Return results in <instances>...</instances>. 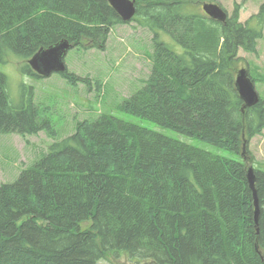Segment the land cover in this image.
I'll return each instance as SVG.
<instances>
[{"label": "trees", "instance_id": "1", "mask_svg": "<svg viewBox=\"0 0 264 264\" xmlns=\"http://www.w3.org/2000/svg\"><path fill=\"white\" fill-rule=\"evenodd\" d=\"M130 1L135 15L123 22L107 0H0V62L12 54L23 74L41 79L27 64L40 49L66 41L104 51L115 27L135 22L152 35L151 69L119 111L237 158L103 114L77 122L0 184V264H99L122 255L131 264H264V167L249 151L264 131V99L245 107L235 89L242 69L253 84L264 82L238 55L257 54L264 2L240 23L238 4L219 22L200 12L214 0ZM59 75L89 84L67 69ZM30 91L13 108L0 72V134L54 139Z\"/></svg>", "mask_w": 264, "mask_h": 264}, {"label": "rangeland", "instance_id": "2", "mask_svg": "<svg viewBox=\"0 0 264 264\" xmlns=\"http://www.w3.org/2000/svg\"><path fill=\"white\" fill-rule=\"evenodd\" d=\"M262 2L264 0H214L228 16L234 10V5H240L241 23L255 15ZM151 37L148 30L132 22L117 26L111 31L104 51L81 48L68 50L64 57L68 72L86 78L89 84L73 85L56 73L41 79L27 76L22 72V59L8 54L6 63L0 62V72L7 78L10 105L13 108L20 107L32 89L33 102L41 115L50 119L56 137L52 139L45 132L32 136L0 134V184L14 182L22 170L30 167L46 153L51 142L72 134L77 122L98 117L100 114L151 129L215 155L236 159L231 152L218 150L197 139L162 129L149 120L119 111L118 106L122 100L138 90L141 82L150 73ZM161 40L171 49L180 51V47L168 35L163 34ZM258 46L259 53L256 55L245 54L243 51L238 53L250 65L252 75H264V28ZM242 65L245 67V63ZM255 68H259V71L256 72ZM97 84L101 86L99 92L96 89ZM255 90L264 99V82H256ZM249 151L257 166L263 168L264 131L250 141ZM81 226L87 227L86 224ZM99 264L131 263L126 255H122L120 259L108 257Z\"/></svg>", "mask_w": 264, "mask_h": 264}, {"label": "water", "instance_id": "3", "mask_svg": "<svg viewBox=\"0 0 264 264\" xmlns=\"http://www.w3.org/2000/svg\"><path fill=\"white\" fill-rule=\"evenodd\" d=\"M109 5L114 9L123 22L130 21L135 15L134 2L130 0H107ZM202 10L206 16L212 20L224 22L226 13L216 4H203ZM71 46L66 41H61L58 44L47 49H40L28 61L27 64L30 69L41 77H49L52 74L64 73L66 66L64 57ZM235 89L239 98L243 101L245 107L255 105L259 98L254 89L253 83L247 77L245 71L242 69L238 71L235 78ZM247 181L249 187L253 190V174L252 170L247 171ZM255 205V222L258 217V204L255 193L253 192Z\"/></svg>", "mask_w": 264, "mask_h": 264}, {"label": "crops", "instance_id": "4", "mask_svg": "<svg viewBox=\"0 0 264 264\" xmlns=\"http://www.w3.org/2000/svg\"><path fill=\"white\" fill-rule=\"evenodd\" d=\"M242 23H244V22H242ZM260 41V40H259ZM258 41V42H259ZM242 52V51H241ZM259 53V46H258V43H257V54Z\"/></svg>", "mask_w": 264, "mask_h": 264}]
</instances>
